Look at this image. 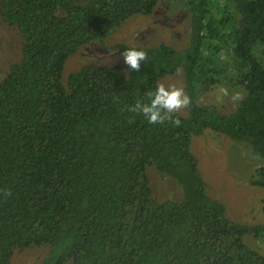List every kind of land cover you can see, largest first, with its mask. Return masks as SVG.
<instances>
[{
	"label": "trees",
	"instance_id": "1",
	"mask_svg": "<svg viewBox=\"0 0 264 264\" xmlns=\"http://www.w3.org/2000/svg\"><path fill=\"white\" fill-rule=\"evenodd\" d=\"M171 1L0 0V20L23 39L0 79V264L42 245L38 264H264L243 241L264 249V223L226 216L191 149L204 131L250 147L251 182L264 187V0H184L186 46L111 45L143 49L148 62L139 72L88 64L62 82L82 45ZM177 71L191 98L180 126L129 110ZM221 82L243 88L230 113L199 103ZM149 166L177 181L181 201L154 200Z\"/></svg>",
	"mask_w": 264,
	"mask_h": 264
},
{
	"label": "rangeland",
	"instance_id": "2",
	"mask_svg": "<svg viewBox=\"0 0 264 264\" xmlns=\"http://www.w3.org/2000/svg\"><path fill=\"white\" fill-rule=\"evenodd\" d=\"M188 24L189 16L184 0L159 2L151 14L133 16L115 28L103 41L82 45L65 60L62 82L66 83L67 76L84 65L125 66L121 51L111 45L149 47L166 43L182 48L187 45L189 38ZM22 44L23 39L17 27L8 26L0 20V79L13 63L20 60ZM160 82L183 88L182 72L166 75ZM221 88H227L229 96H223ZM234 91L243 93V88L241 85L221 82L201 93L199 103L214 104L223 113H230L237 103H233L230 98ZM179 113L186 115L187 108ZM191 149L197 156L208 194L225 205L226 216L247 224L264 223V187L251 182L258 176L256 168L260 165V159L251 152L250 147L234 142L223 134L204 131L193 137ZM146 175L156 202L182 200V188L173 177L162 176L155 166L147 167ZM243 241L264 252L261 242L251 235H244ZM48 248V245H42L16 250L9 264H38L46 256Z\"/></svg>",
	"mask_w": 264,
	"mask_h": 264
},
{
	"label": "clouds",
	"instance_id": "3",
	"mask_svg": "<svg viewBox=\"0 0 264 264\" xmlns=\"http://www.w3.org/2000/svg\"><path fill=\"white\" fill-rule=\"evenodd\" d=\"M121 56L124 64L131 71L139 72L141 62H148V54L145 50L130 47L125 49ZM223 96H229L227 88H221ZM147 100H137L130 111L143 115L149 124L172 123L174 126H180V119L176 116L182 109L187 108L191 103V98L186 94L182 87L175 84H165L160 82L156 85L155 91L146 93ZM233 103L241 101L244 94L241 91H234L231 94ZM10 194V193H9Z\"/></svg>",
	"mask_w": 264,
	"mask_h": 264
}]
</instances>
